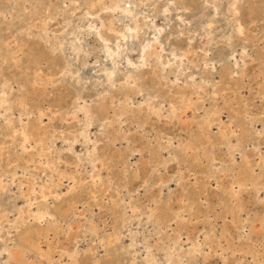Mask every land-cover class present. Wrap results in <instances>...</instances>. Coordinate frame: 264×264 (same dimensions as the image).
<instances>
[{
  "label": "rangeland",
  "instance_id": "374dc122",
  "mask_svg": "<svg viewBox=\"0 0 264 264\" xmlns=\"http://www.w3.org/2000/svg\"><path fill=\"white\" fill-rule=\"evenodd\" d=\"M0 264H264V0H0Z\"/></svg>",
  "mask_w": 264,
  "mask_h": 264
},
{
  "label": "bare ground",
  "instance_id": "6f19581e",
  "mask_svg": "<svg viewBox=\"0 0 264 264\" xmlns=\"http://www.w3.org/2000/svg\"><path fill=\"white\" fill-rule=\"evenodd\" d=\"M44 25H46L44 22H43V26ZM127 28V27H126ZM156 28L158 29V31H159V28H158V26H156ZM121 36V35H120ZM96 38H98V37H96ZM76 44V43H75ZM149 46V45H148ZM82 56H83V60H86L87 59V57L90 55V54H92L93 56H94V58H96V57H98L99 55H101V54H108L109 53V49L108 48H106V49H99V46L97 45V42H94V43H92V45L91 46H89L87 49H84L83 51H82ZM143 53V52H142ZM82 56H80V57H82ZM105 56V55H104ZM100 59V58H99ZM82 60V59H81ZM141 60V59H140ZM70 64V63H69ZM113 69V68H112ZM114 70V69H113ZM81 73V72H80ZM107 73V76H109L111 73L110 72H106ZM75 75H77V72H75ZM103 75V74H102ZM110 78V77H109ZM175 109L176 108H172L171 110L172 111H174L175 112ZM207 119V118H206ZM207 123V122H206ZM211 124H212V121H209V124H208V127H210L211 126ZM18 131L17 130H14V133H17ZM25 138H26V136H25ZM85 138H86V135H85ZM239 145H237V146H233V148H232V150L231 151H233V150H236L237 149V147H238ZM243 159H244V162H245V164L247 165L248 164V159H247V157L246 158H244L243 157ZM81 160V159H80ZM247 173H249V171H247ZM239 184H241V183H239ZM46 211H45V209H44V207L43 206H38L37 207V210L36 211H34V213H33V217L35 218V219H37V220H41V219H43L44 217H45V215H46Z\"/></svg>",
  "mask_w": 264,
  "mask_h": 264
}]
</instances>
